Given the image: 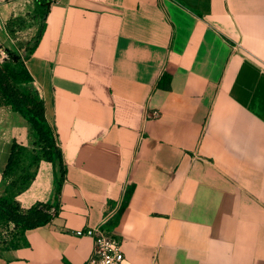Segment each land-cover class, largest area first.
<instances>
[{
    "label": "crops",
    "instance_id": "crops-1",
    "mask_svg": "<svg viewBox=\"0 0 264 264\" xmlns=\"http://www.w3.org/2000/svg\"><path fill=\"white\" fill-rule=\"evenodd\" d=\"M31 2L0 0L2 51ZM26 65L65 175L43 162L54 188L18 200L59 215L0 264H86L76 231L103 225L128 264H264V0H60ZM32 139L1 106L0 195L12 143Z\"/></svg>",
    "mask_w": 264,
    "mask_h": 264
},
{
    "label": "trees",
    "instance_id": "trees-1",
    "mask_svg": "<svg viewBox=\"0 0 264 264\" xmlns=\"http://www.w3.org/2000/svg\"><path fill=\"white\" fill-rule=\"evenodd\" d=\"M35 5L36 14L43 22L37 33L26 43L25 54L21 55L8 48L7 57L0 59V107L10 106L13 111L21 114L29 123L33 137L32 148L16 140L12 143L3 172L4 178L9 182L0 195V224H14L15 233H12L10 239L0 243V253L27 245L26 231L49 224L60 211L59 202H39L28 210H23L18 201V196L28 190L35 179L37 171L34 167L37 168L41 160H46L53 166L59 165L62 177L65 175L63 151L47 120L45 101L26 65L27 59L39 45L45 29V18L52 4L51 0H35ZM23 24L22 17L11 19L7 25L8 33H16ZM60 189L61 181H57V194Z\"/></svg>",
    "mask_w": 264,
    "mask_h": 264
},
{
    "label": "rangeland",
    "instance_id": "rangeland-1",
    "mask_svg": "<svg viewBox=\"0 0 264 264\" xmlns=\"http://www.w3.org/2000/svg\"><path fill=\"white\" fill-rule=\"evenodd\" d=\"M28 8H29V10L25 13V15L21 16L24 19L23 27H21V28L19 27L20 30H16L17 31V32L15 31L16 33L9 34L11 37H13L15 39L17 37L19 38V40H18L19 47H15L14 50L17 51L21 55L25 54V45L31 39L30 36L32 37V35H35L37 33V31L41 28V25L43 22V21H41V19H39V16L36 14V11H35L36 5H33V2H31V5H29ZM1 53H3V55H6V51H2ZM32 146H33V139L31 142V146H29V147L32 148ZM38 150H40V149H38ZM43 162H48V161L41 160L38 167L37 168L34 167V169H36V171H37L36 177L33 180V182L31 183L28 190L35 185L37 186V188L40 187L44 191H49L52 186L54 188V186H55L54 180L55 179L51 175L52 174L51 171L47 172V177L44 175V177H45L44 179L37 180V178H39L38 177L39 171H40V168H41V165L43 164ZM28 190H26V191H28ZM25 192H23V193H25ZM39 202L46 203L48 201H37L33 205H31L30 207L34 206L35 204H37ZM20 205H21V203H20ZM21 207L23 210H28L30 208V207L25 208L22 205H21ZM12 233H15L14 224H12V223H9V224L3 223L2 225L0 224V243L2 244V242L5 241L6 239H10L11 238L10 236L12 235Z\"/></svg>",
    "mask_w": 264,
    "mask_h": 264
},
{
    "label": "built area",
    "instance_id": "built-area-1",
    "mask_svg": "<svg viewBox=\"0 0 264 264\" xmlns=\"http://www.w3.org/2000/svg\"><path fill=\"white\" fill-rule=\"evenodd\" d=\"M59 1L60 0H51V4ZM1 52L2 50L0 49V55L3 54ZM154 116H157V113H154ZM111 216H113V213H108L104 223H106ZM103 226H88L76 231L78 236H89L94 241L93 253L86 264H128L122 250L120 239L114 233L107 231Z\"/></svg>",
    "mask_w": 264,
    "mask_h": 264
},
{
    "label": "water",
    "instance_id": "water-1",
    "mask_svg": "<svg viewBox=\"0 0 264 264\" xmlns=\"http://www.w3.org/2000/svg\"><path fill=\"white\" fill-rule=\"evenodd\" d=\"M15 59H17V57H15Z\"/></svg>",
    "mask_w": 264,
    "mask_h": 264
}]
</instances>
